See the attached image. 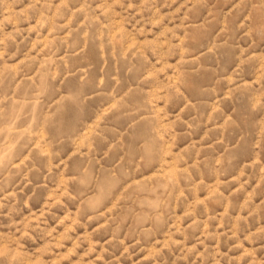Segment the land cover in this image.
Here are the masks:
<instances>
[{
    "label": "rangeland",
    "instance_id": "1",
    "mask_svg": "<svg viewBox=\"0 0 264 264\" xmlns=\"http://www.w3.org/2000/svg\"><path fill=\"white\" fill-rule=\"evenodd\" d=\"M0 264H264V0H0Z\"/></svg>",
    "mask_w": 264,
    "mask_h": 264
}]
</instances>
